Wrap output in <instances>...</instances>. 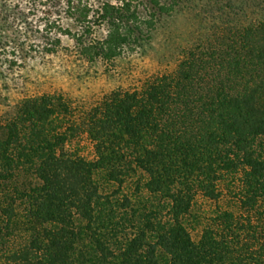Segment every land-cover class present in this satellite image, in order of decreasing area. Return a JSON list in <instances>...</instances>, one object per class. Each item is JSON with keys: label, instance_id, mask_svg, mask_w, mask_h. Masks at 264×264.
I'll use <instances>...</instances> for the list:
<instances>
[{"label": "trees", "instance_id": "trees-1", "mask_svg": "<svg viewBox=\"0 0 264 264\" xmlns=\"http://www.w3.org/2000/svg\"><path fill=\"white\" fill-rule=\"evenodd\" d=\"M191 1L64 0L72 26L48 18L30 50L0 31V79L15 87L31 54L104 82L0 110V264H264V0H204L210 33L146 67Z\"/></svg>", "mask_w": 264, "mask_h": 264}, {"label": "rangeland", "instance_id": "rangeland-1", "mask_svg": "<svg viewBox=\"0 0 264 264\" xmlns=\"http://www.w3.org/2000/svg\"><path fill=\"white\" fill-rule=\"evenodd\" d=\"M46 2L47 0H42ZM64 0H52L49 6H43L35 2L40 3L39 0H0V9L12 12L14 18L3 24L0 22V31L4 32V28L8 29L7 34L12 35L14 46L21 49L22 47H42L47 38L45 37L46 22L48 18L55 20L59 23L62 19L64 27L72 26L68 20L63 17V9L65 5ZM224 2V0H220ZM206 5L211 6L216 0H206ZM204 0H192L193 7H190L189 2H185L181 6V10L177 11L172 17L166 18L163 25L160 26L154 35L151 42L152 49L147 53L144 65L151 68L156 64L163 63L176 55V51H180L179 48L185 42H195L196 38L203 37L206 33H210L213 26V19L208 18L202 20L200 16H196L195 13L201 12L204 5ZM32 7H34L38 13L32 14ZM52 9L53 14L48 15L46 11ZM195 9V10H194ZM4 16V15H2ZM34 26V27H33ZM32 28L34 32H32ZM65 46H72L73 43L68 40H64ZM32 49V48H31ZM32 51V50H31ZM23 52L15 54L18 63H25L23 59ZM12 57V56H11ZM15 58V57H14ZM13 59V57H12ZM25 64H30L28 70L19 77L22 79L24 75L27 78V88H20V85L15 87V83L0 79V110L9 105L7 108L15 110L17 103L24 98V96L31 94L35 88L41 87H56L58 89H64L69 91L74 96H81L98 92L103 87V81L100 77H96L97 74L93 73V70H89L88 73L92 76H88L87 69L83 67H66V59L64 56L48 60L47 64H37L32 66V54L28 57ZM87 73V74H86ZM95 76V77H94ZM86 77V78H85ZM35 82V83H34Z\"/></svg>", "mask_w": 264, "mask_h": 264}]
</instances>
